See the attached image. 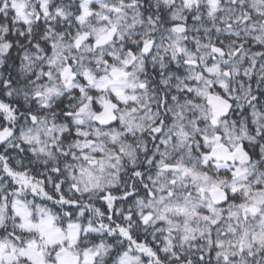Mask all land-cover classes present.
I'll return each instance as SVG.
<instances>
[{"label": "snow or ice", "instance_id": "1", "mask_svg": "<svg viewBox=\"0 0 264 264\" xmlns=\"http://www.w3.org/2000/svg\"><path fill=\"white\" fill-rule=\"evenodd\" d=\"M0 264H264V0H0Z\"/></svg>", "mask_w": 264, "mask_h": 264}]
</instances>
